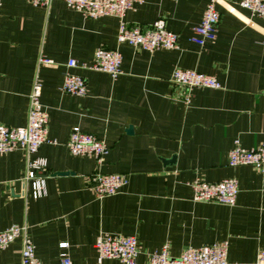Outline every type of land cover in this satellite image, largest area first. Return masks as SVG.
I'll return each mask as SVG.
<instances>
[{
    "label": "crops",
    "instance_id": "crops-1",
    "mask_svg": "<svg viewBox=\"0 0 264 264\" xmlns=\"http://www.w3.org/2000/svg\"><path fill=\"white\" fill-rule=\"evenodd\" d=\"M239 1L218 0L215 38L202 47L189 38L207 0L136 3L125 23L149 26L163 19L178 35L177 49L149 53L117 43L116 17L85 18L62 0L48 7L1 0L0 125L26 124L38 75L47 137L55 144L30 156L22 150L0 154V231L27 227L41 264H59L62 251L73 264H95L101 234L135 237L140 264L164 247L176 258L187 248L222 242L228 262H252L264 249V171L229 167L227 153L235 140L243 149L264 144V27ZM99 47L120 53L121 74L113 79L75 68L71 72L86 81V96L62 93L67 61L90 64ZM39 58L53 64L38 65ZM175 69L212 76L220 88L187 92L171 83ZM73 127L106 143L100 164L69 153ZM35 158L45 161L38 175L45 177L46 194L39 198L23 181L28 159ZM94 172L124 175L127 184L98 199L86 188ZM228 178L237 184L233 206L192 201L191 181ZM20 261L17 239L0 252V264Z\"/></svg>",
    "mask_w": 264,
    "mask_h": 264
},
{
    "label": "built area",
    "instance_id": "built-area-1",
    "mask_svg": "<svg viewBox=\"0 0 264 264\" xmlns=\"http://www.w3.org/2000/svg\"><path fill=\"white\" fill-rule=\"evenodd\" d=\"M34 6L48 7L53 0H28ZM66 6L80 13L85 18L98 19L112 16L119 20L116 41L118 44H128L133 48L142 49L149 53L157 50H174L178 48V35L166 29L165 21L159 19L149 26H130L123 20L127 11L132 10L136 3L142 0H62ZM176 1V0H170ZM218 0H207L199 23L193 27L189 41L198 47L212 42L218 23V13L215 9ZM1 6V0H0ZM238 6L260 19L264 27V0H240ZM52 61L38 59V65H52ZM61 92L75 97L87 94L86 81L83 77L71 72L80 68L102 72L113 79L121 74V55L117 50L99 47L95 50L90 64H78L75 59H69L65 65ZM172 84L185 89H219L218 82L208 75L192 70L175 69L171 75ZM42 84L35 75L28 95L27 121L22 127H7L0 125V154L24 151L30 156L38 151L45 143L55 144L48 140V115L41 104ZM183 102L189 104L187 93ZM69 153L73 156L93 157L100 164L107 152L106 143L95 136L84 133L79 127H73L66 143ZM227 165L236 167L250 166L258 172L264 171V144L251 149L241 148L237 141L227 153ZM45 167L43 159H28L27 171L23 181L29 184L33 198L46 194L45 177L38 175ZM127 184V178L120 174H102L94 172L87 177L86 188L96 198L102 199L116 195ZM192 201L198 203H216L231 207L234 205L237 184L232 178L207 183L195 179L189 183ZM21 241L20 264H41L35 256L34 244L28 234L27 227L12 225L0 231V252L8 248L14 241ZM60 249L65 250L67 243H60ZM94 248L96 263L103 264L104 260H116L121 264H140L137 262L138 245L133 236L118 234H101L97 237ZM59 264H73L65 251L59 255ZM145 264H236L226 260V243H214L198 248H187L179 257H169L164 247L160 252L152 253ZM247 264H264V249L257 251L255 259Z\"/></svg>",
    "mask_w": 264,
    "mask_h": 264
},
{
    "label": "water",
    "instance_id": "water-1",
    "mask_svg": "<svg viewBox=\"0 0 264 264\" xmlns=\"http://www.w3.org/2000/svg\"><path fill=\"white\" fill-rule=\"evenodd\" d=\"M58 175H64V174H67V173H57Z\"/></svg>",
    "mask_w": 264,
    "mask_h": 264
}]
</instances>
